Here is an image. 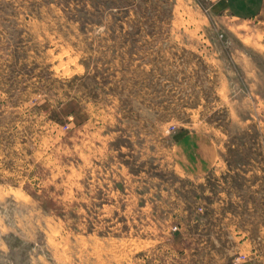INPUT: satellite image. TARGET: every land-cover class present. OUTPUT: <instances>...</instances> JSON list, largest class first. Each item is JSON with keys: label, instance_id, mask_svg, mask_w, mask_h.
<instances>
[{"label": "rangeland", "instance_id": "1", "mask_svg": "<svg viewBox=\"0 0 264 264\" xmlns=\"http://www.w3.org/2000/svg\"><path fill=\"white\" fill-rule=\"evenodd\" d=\"M211 2L0 0V264H264V10Z\"/></svg>", "mask_w": 264, "mask_h": 264}, {"label": "crops", "instance_id": "2", "mask_svg": "<svg viewBox=\"0 0 264 264\" xmlns=\"http://www.w3.org/2000/svg\"><path fill=\"white\" fill-rule=\"evenodd\" d=\"M263 8L264 0H212L208 10L210 15L221 21L223 26L230 27L235 21H250L260 14L264 10ZM202 136L198 133L184 132L177 138L175 146L179 150V159L175 152V160L181 163L183 166L181 171L186 174H207L215 166V162H213L215 149L211 148L208 141ZM242 249L241 254H248L244 253V247ZM234 264L256 263L251 258Z\"/></svg>", "mask_w": 264, "mask_h": 264}, {"label": "built area", "instance_id": "3", "mask_svg": "<svg viewBox=\"0 0 264 264\" xmlns=\"http://www.w3.org/2000/svg\"><path fill=\"white\" fill-rule=\"evenodd\" d=\"M246 259H249L248 255L247 254H241L239 253L237 258H236V262H239V261H242V260H246Z\"/></svg>", "mask_w": 264, "mask_h": 264}]
</instances>
